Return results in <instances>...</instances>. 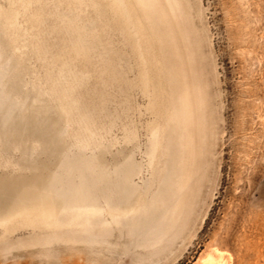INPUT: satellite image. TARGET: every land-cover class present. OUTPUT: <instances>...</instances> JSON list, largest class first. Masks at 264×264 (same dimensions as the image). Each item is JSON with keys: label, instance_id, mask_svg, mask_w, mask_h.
<instances>
[{"label": "rangeland", "instance_id": "obj_1", "mask_svg": "<svg viewBox=\"0 0 264 264\" xmlns=\"http://www.w3.org/2000/svg\"><path fill=\"white\" fill-rule=\"evenodd\" d=\"M213 256L264 264V0H0V264Z\"/></svg>", "mask_w": 264, "mask_h": 264}, {"label": "bare ground", "instance_id": "obj_2", "mask_svg": "<svg viewBox=\"0 0 264 264\" xmlns=\"http://www.w3.org/2000/svg\"><path fill=\"white\" fill-rule=\"evenodd\" d=\"M28 208H30L31 210H33L34 212H32L33 214L34 213H36V215H38L37 213H43L44 214V212H42V210H43V206L42 205H40V204H35V205H32V206H30V207H28ZM20 210V209H19ZM58 210V208L57 207H53V206H51L49 209H45V215H49L50 214V212H56ZM22 211V210H21ZM209 259V264H218L217 263V259L218 258H216V257H209L208 258ZM207 261V260H206ZM205 263H207V262H205Z\"/></svg>", "mask_w": 264, "mask_h": 264}]
</instances>
